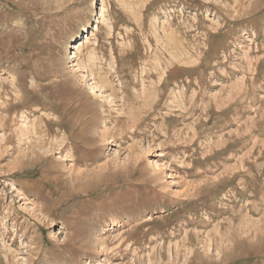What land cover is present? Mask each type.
<instances>
[{"label": "rangeland", "instance_id": "374dc122", "mask_svg": "<svg viewBox=\"0 0 264 264\" xmlns=\"http://www.w3.org/2000/svg\"><path fill=\"white\" fill-rule=\"evenodd\" d=\"M0 264H264V0H0Z\"/></svg>", "mask_w": 264, "mask_h": 264}, {"label": "bare ground", "instance_id": "6f19581e", "mask_svg": "<svg viewBox=\"0 0 264 264\" xmlns=\"http://www.w3.org/2000/svg\"><path fill=\"white\" fill-rule=\"evenodd\" d=\"M102 9H100V11H101ZM85 33H86V36L83 38V41H81V42H75L74 44H73V50H75V51H77V50H79L81 47H83L84 45H87V44H89L90 43V39L93 37V34H92V32L90 33V32H87V31H85ZM91 57V56H90ZM95 88L96 87H93L91 90L92 91H95Z\"/></svg>", "mask_w": 264, "mask_h": 264}]
</instances>
